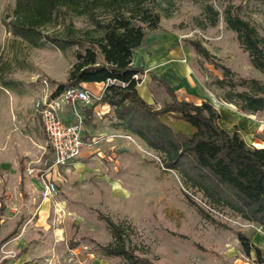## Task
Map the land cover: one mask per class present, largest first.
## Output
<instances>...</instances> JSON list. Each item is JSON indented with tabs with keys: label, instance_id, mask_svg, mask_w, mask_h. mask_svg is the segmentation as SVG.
<instances>
[{
	"label": "rangeland",
	"instance_id": "1",
	"mask_svg": "<svg viewBox=\"0 0 264 264\" xmlns=\"http://www.w3.org/2000/svg\"><path fill=\"white\" fill-rule=\"evenodd\" d=\"M206 1L220 16L231 7L264 38V0H158L159 29L147 36L145 46L163 42L170 54L180 53L188 77L180 75L178 85L185 93L209 94L222 128L232 131L235 125L247 145L264 148V112L243 115L219 102L220 91L208 85L222 77L215 65L262 84L264 74L252 67L222 18L203 29ZM14 5L15 0H0V264H125L102 255L100 246L112 237L101 218L123 224L127 246L151 264H258L254 252L244 254L237 234L264 252V228L211 207L177 171L164 168L161 154L128 132L99 136L102 130L92 120L80 158L48 170L51 152L35 104L51 94V82L67 79L74 49L62 52L48 43L32 48L12 37L6 24ZM87 22L74 18L72 25L87 31ZM56 30L64 33L62 27ZM192 42H199L215 65L197 55ZM162 106L156 99L152 108ZM168 117L159 119L165 123ZM41 176L55 184L53 196H44Z\"/></svg>",
	"mask_w": 264,
	"mask_h": 264
},
{
	"label": "trees",
	"instance_id": "2",
	"mask_svg": "<svg viewBox=\"0 0 264 264\" xmlns=\"http://www.w3.org/2000/svg\"><path fill=\"white\" fill-rule=\"evenodd\" d=\"M157 1L15 0L12 14L7 16V31L32 48H43L48 43L62 52L74 49L67 79L51 82L54 88L50 98L68 89L106 84L98 102L79 107L85 125L91 124L95 105L114 108L113 126L138 137L161 154L164 168L177 171L185 185L201 193L211 207L227 209L264 228V148L247 145L236 127L232 131L222 128L219 112L208 101L194 104L179 100L172 88L153 74H149L147 85L163 106L156 111L137 93L145 72L142 67L133 66L132 58L145 45L147 36L159 29ZM202 15L203 29L215 27L222 18L252 67L264 74V38L256 28L232 13L231 7L220 16L208 1L202 6ZM74 18L86 19L91 28L76 30L72 25ZM57 27H62L64 33H57ZM191 46L197 55L215 65L213 56L199 42H192ZM215 67L222 70V77L212 79L208 85L220 91L216 96L219 102L232 105L243 115L264 112V84L237 77L228 68ZM161 116L189 124L194 133L187 136L174 132L161 122ZM101 219L112 237L110 244L100 246L102 255L120 258L125 264H151L136 257L127 246L129 235L123 224ZM237 239L246 256L254 252L258 264H264V252L243 234H237Z\"/></svg>",
	"mask_w": 264,
	"mask_h": 264
},
{
	"label": "built area",
	"instance_id": "3",
	"mask_svg": "<svg viewBox=\"0 0 264 264\" xmlns=\"http://www.w3.org/2000/svg\"><path fill=\"white\" fill-rule=\"evenodd\" d=\"M103 92L98 96L87 89H68L62 94L50 98V95L39 100L35 104V111L50 148L51 160L48 170L53 167H63L80 158L86 144L83 140L84 117L79 111L80 105L91 107L99 101ZM70 109L69 116L65 114ZM48 162L45 161L44 165ZM35 169L28 170V175H33ZM44 196L51 197L56 193V186L53 182H46L43 176L40 177ZM205 204V203H204ZM205 207L212 210L209 206Z\"/></svg>",
	"mask_w": 264,
	"mask_h": 264
},
{
	"label": "crops",
	"instance_id": "4",
	"mask_svg": "<svg viewBox=\"0 0 264 264\" xmlns=\"http://www.w3.org/2000/svg\"><path fill=\"white\" fill-rule=\"evenodd\" d=\"M145 45L139 48L132 58L133 66L142 67L145 72V75L142 77V79H144L143 83L136 88L138 95L144 102L152 106L154 100H156V97L153 96L147 85L150 81L149 74H153L160 80L166 82L172 88V91L176 94L179 100H186L194 104H199L203 101H208L210 103L208 97L209 94H206L205 92H198V94L191 93L194 96V98H192L193 96L191 97L187 95L188 92L185 93L187 91L185 90L186 88L178 85L180 75L185 78L188 77L187 69L179 60L181 57L180 53L175 52L170 54L167 50V46H164L163 42L159 43L155 48L154 46L148 47ZM172 59L174 60L173 64L170 62ZM105 87L106 84H90L85 85L84 89H87L92 93H95L93 91L100 89V93H102ZM180 97L183 98L180 99ZM168 119L169 121L164 124L174 132H182L187 136H192L194 133L193 128L189 124L182 121L175 122L171 117H168ZM92 120L94 125L97 124L96 127H100L99 129L102 130V132L98 134L99 136H119V128L113 126L116 122L114 108L102 104L95 105L93 107ZM83 125V136H85V134H89V131L87 125H85V123Z\"/></svg>",
	"mask_w": 264,
	"mask_h": 264
}]
</instances>
